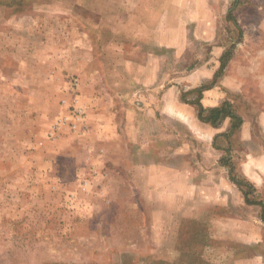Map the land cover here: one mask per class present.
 <instances>
[{
  "label": "rangeland",
  "instance_id": "374dc122",
  "mask_svg": "<svg viewBox=\"0 0 264 264\" xmlns=\"http://www.w3.org/2000/svg\"><path fill=\"white\" fill-rule=\"evenodd\" d=\"M129 3L0 0V264H263L255 256H264V242L258 248L226 240L231 230L219 220L249 216L264 239V0H209L211 20L201 29L208 31L212 21V45L189 37L184 59L164 49L163 83L181 86L189 68L234 46L236 59L219 84H201L208 87L204 102L210 107L229 101L248 119L246 129L230 138L232 152L218 159L251 183L255 203L244 210L242 203H251L235 183L228 213L212 205L187 217L178 216L187 182L170 181L185 162H171L168 176L161 166L149 167L146 182L147 153L130 150L121 130L135 64L153 50L135 30L142 7ZM194 25L189 34L198 30ZM79 106L84 114L77 121ZM88 109L95 117L98 109L117 115L108 123L117 122L121 133L116 137L107 124L87 131ZM243 137L256 150L243 151ZM173 139L178 141L175 134ZM226 140L218 135L214 142ZM135 152L132 161L139 165L130 166ZM154 154L155 161L163 157ZM240 231L236 227L234 236Z\"/></svg>",
  "mask_w": 264,
  "mask_h": 264
},
{
  "label": "crops",
  "instance_id": "0c3cea01",
  "mask_svg": "<svg viewBox=\"0 0 264 264\" xmlns=\"http://www.w3.org/2000/svg\"><path fill=\"white\" fill-rule=\"evenodd\" d=\"M129 4L133 7L143 8L137 13L141 16L139 20L138 17L136 18V22L140 21L141 25L139 28L137 25L135 30L148 37L153 43V50L147 51L146 60L142 64H135L134 73L129 81L131 90L129 94H124L126 96L123 99V102L128 103V106L125 107L124 116L120 117L125 121V126L120 128L124 134L126 133L129 136L128 146L130 150L136 151L137 148H140L147 153L146 162L144 163L147 169L145 178L142 180L146 182L151 180L153 170L150 168L154 166L163 167L161 171H163L164 176H168L171 170L169 169L171 162L179 163V166L184 161L185 164L179 166L180 170L177 176L170 179V181L181 180L187 182V185L184 186L186 198L184 202L180 203L178 216L187 217L212 205H220L228 213V210H232L233 207L235 182L231 180V172L226 169L225 164L219 166L220 161L223 162L224 159H218V156L225 151L230 154L231 150L234 149L233 141L230 142V138L234 133L230 138L225 135L229 132L231 119L227 117L219 126L211 125V123L199 118V106L195 103L199 101L205 108L220 105L206 106L204 100L208 87L201 84L210 80L209 88L218 85L219 78H221L220 74L226 73L231 67L236 59L237 50H234V46L228 49L225 48L221 54L219 53V56L214 55V57L211 52V55L199 62L197 66L189 68L190 71L183 76L184 84L182 83L181 86L176 84L166 86L162 78L163 62L165 60L164 49L172 48L177 58L184 59L187 58L190 52L189 37H195L208 42L210 46L212 45L216 34L212 21L209 24L206 23L208 31L204 28L201 29V25L205 26V22L211 15L209 14V0H130ZM209 20L211 19L209 18ZM194 23H197L195 25L198 30L196 31L193 28L192 33L189 34L188 28L190 29ZM212 48L214 49L216 46H212ZM229 50H232L230 59L223 70L219 72L221 56ZM132 87L134 90H132ZM200 87L201 90H199ZM190 93L198 94L193 99L194 101L187 97ZM132 96H134L136 104L134 108L130 106ZM104 100H106V95ZM91 110L88 109L86 115L88 124L86 128L89 132L93 131L94 127L100 130L106 124L107 127H110L111 124L108 121H111L113 117L114 119L119 118L117 115H112L107 111L103 112L100 109H98L99 112L95 117L92 112L94 110ZM240 115L243 118V123L239 128L244 131L248 125V119L244 115ZM116 123L111 127L114 128L113 131L115 130L114 134L117 137L121 130L115 126ZM171 127L173 131H171ZM174 134L175 137L177 136V142L174 139L171 140V135ZM218 135L225 136L227 138L226 143L223 145L215 143L214 141ZM179 138H182V140ZM120 141L125 143L123 139ZM251 144H253L252 147ZM255 146L250 137L246 139L243 137L239 147L245 151L250 148L256 150ZM155 151H160V157L163 156L161 160L155 161L157 158L154 154ZM171 151L173 152L171 153ZM134 155L138 156L137 152L130 155V166L139 165L138 162L134 163L132 161ZM203 165L208 166L204 168ZM219 169L223 171L222 174H218ZM240 197L245 199L244 195ZM242 204H244L241 206L244 210L252 205V203L247 204L246 202ZM261 208H263L264 213V205H261ZM219 222L231 230V234L225 235V237H229L226 240L234 242L233 239H235L241 246H258V248L263 246L264 239L261 236V228L251 221L249 216L247 218L224 216L220 218ZM236 227L241 228V231L234 236ZM255 257L257 262H260L259 257L264 262L262 254L258 253Z\"/></svg>",
  "mask_w": 264,
  "mask_h": 264
},
{
  "label": "trees",
  "instance_id": "16d2710c",
  "mask_svg": "<svg viewBox=\"0 0 264 264\" xmlns=\"http://www.w3.org/2000/svg\"><path fill=\"white\" fill-rule=\"evenodd\" d=\"M232 50L226 51L225 53H223V55L221 56V65L219 67V72H221L223 70V67H225L230 59ZM199 90H201V87L199 88ZM195 104H198L199 106V118L205 122H209L211 123V125H216L219 126L220 123H222V121L224 119H226L227 117H229L231 119V123H230V129L229 132L226 135L227 138H230V136L235 133L239 127L242 125L241 123H243V118L242 116L236 112L233 109V105L231 104V102L229 101H224L221 105L216 106V107H211V108H205L203 107L199 101ZM229 163L226 159L224 160V163ZM232 171L233 168L231 167L230 172H231V180H233L239 187L243 188V193L245 196V199L248 203H255L252 201V199L250 198V193L253 190V186L251 185V183L249 181H244V180H238V178L234 177V175H232ZM248 187V189L245 188Z\"/></svg>",
  "mask_w": 264,
  "mask_h": 264
},
{
  "label": "built area",
  "instance_id": "2783aa9c",
  "mask_svg": "<svg viewBox=\"0 0 264 264\" xmlns=\"http://www.w3.org/2000/svg\"><path fill=\"white\" fill-rule=\"evenodd\" d=\"M83 114H84V110H83V108L82 107H76V111H75V118H76V120L77 121H80V120H82L83 119ZM67 119V115H65V116H63V118H62V120H60L61 122H63V121H65ZM58 124H61V123H59L58 122ZM73 125V127H76V124L75 123H73L72 124ZM58 126H60V125H58Z\"/></svg>",
  "mask_w": 264,
  "mask_h": 264
}]
</instances>
